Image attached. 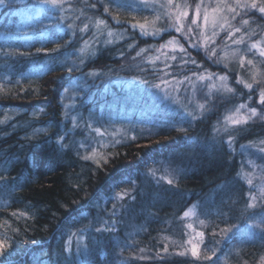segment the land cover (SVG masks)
Listing matches in <instances>:
<instances>
[{
	"label": "trees",
	"instance_id": "16d2710c",
	"mask_svg": "<svg viewBox=\"0 0 264 264\" xmlns=\"http://www.w3.org/2000/svg\"><path fill=\"white\" fill-rule=\"evenodd\" d=\"M88 2L126 36L98 38L86 55L54 22H40L44 34L25 44L11 36L15 18L0 15V264H264V225L251 224L264 220V120L230 127L225 97L193 116L166 106L154 133L110 147L102 160L87 156L93 130L82 116L67 119L64 91L153 41L130 29L135 16L122 3ZM134 91L125 106L140 95L148 102L146 88ZM92 103L89 117L98 115ZM158 164L171 176L155 175Z\"/></svg>",
	"mask_w": 264,
	"mask_h": 264
},
{
	"label": "rangeland",
	"instance_id": "374dc122",
	"mask_svg": "<svg viewBox=\"0 0 264 264\" xmlns=\"http://www.w3.org/2000/svg\"><path fill=\"white\" fill-rule=\"evenodd\" d=\"M13 1L0 4V15L5 20V16L9 20L12 16L15 18L11 36L25 44L44 34L36 30L43 26L40 22L44 25L54 22L57 32L69 33L70 38L78 39V55L88 54L103 36L119 42L126 36L123 29L107 26L106 17L92 9L90 0H57L56 4L50 0H18L16 3L27 8H23V15L12 8ZM116 1L122 3L121 11L135 16L130 29L153 41L133 46L132 51L122 54L120 65L115 69L95 68L64 91L62 99L67 119L71 123L81 116L89 119L93 130L90 135L96 144L86 153L88 157L102 160L110 147L154 133L157 125L166 119L162 113L166 106L180 107L183 113L193 116L204 110L207 103L225 97L224 121L230 127L264 120V55H261L264 53V13L259 11L264 7V0ZM253 3L257 7L253 8ZM120 21L113 17L115 24ZM137 87L146 88L148 102L140 101L143 96L140 95L134 98L139 102L125 106V96L133 95ZM116 92H121V96ZM92 99L98 102V115L89 117L88 110L95 107L93 103L89 106ZM117 99L121 106L116 110ZM107 102H111L108 104L112 110L104 114L102 108ZM250 164L247 175L252 180L256 166ZM168 167L158 164L153 172L167 178L171 176ZM259 185L258 190L264 191V183ZM185 215L192 225L194 211L187 210ZM251 224L263 226L264 220L256 219ZM198 236L193 233L190 238L191 253L193 248L195 254L198 252Z\"/></svg>",
	"mask_w": 264,
	"mask_h": 264
},
{
	"label": "snow or ice",
	"instance_id": "6c2138e0",
	"mask_svg": "<svg viewBox=\"0 0 264 264\" xmlns=\"http://www.w3.org/2000/svg\"><path fill=\"white\" fill-rule=\"evenodd\" d=\"M15 2H18V0H15ZM50 2L53 3V4H56L57 3V0H50ZM4 3H5V0H0V4H4ZM251 6L253 8L257 7V5L255 3H253ZM259 11L262 12V13H264V7H260L259 8ZM197 12H199V9H197ZM204 20H205V23L208 22V16H207V14H205ZM177 31H179V29H177ZM261 55H264V53H261ZM249 87H251V85H249ZM255 112H256V109L253 108L252 109V113L255 114ZM234 123H239V121H234ZM195 252H196V249L193 248V254H195Z\"/></svg>",
	"mask_w": 264,
	"mask_h": 264
}]
</instances>
